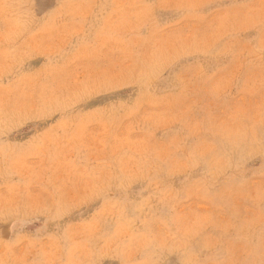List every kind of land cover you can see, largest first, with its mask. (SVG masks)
<instances>
[{
	"label": "rangeland",
	"instance_id": "1",
	"mask_svg": "<svg viewBox=\"0 0 264 264\" xmlns=\"http://www.w3.org/2000/svg\"><path fill=\"white\" fill-rule=\"evenodd\" d=\"M0 264H264V0H0Z\"/></svg>",
	"mask_w": 264,
	"mask_h": 264
}]
</instances>
